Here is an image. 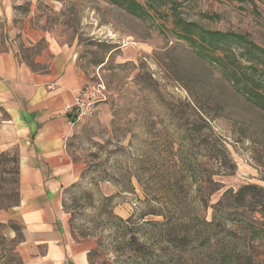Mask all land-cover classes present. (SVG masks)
<instances>
[{
  "label": "rangeland",
  "instance_id": "1",
  "mask_svg": "<svg viewBox=\"0 0 264 264\" xmlns=\"http://www.w3.org/2000/svg\"><path fill=\"white\" fill-rule=\"evenodd\" d=\"M10 10L105 62L62 191L89 264H264V0H0V39ZM18 163L0 139V264H30Z\"/></svg>",
  "mask_w": 264,
  "mask_h": 264
},
{
  "label": "crops",
  "instance_id": "2",
  "mask_svg": "<svg viewBox=\"0 0 264 264\" xmlns=\"http://www.w3.org/2000/svg\"><path fill=\"white\" fill-rule=\"evenodd\" d=\"M33 15L7 12L0 39V139L18 150L20 204L13 213L21 251L30 264H89L91 247L72 237L62 204L63 189L78 177L67 152L76 129L67 107L94 76L92 67L105 62L87 67L75 44L32 23Z\"/></svg>",
  "mask_w": 264,
  "mask_h": 264
},
{
  "label": "built area",
  "instance_id": "3",
  "mask_svg": "<svg viewBox=\"0 0 264 264\" xmlns=\"http://www.w3.org/2000/svg\"><path fill=\"white\" fill-rule=\"evenodd\" d=\"M105 87L101 80L83 88L74 98L71 105L67 107L72 114L74 123H78L86 117L95 106L105 99Z\"/></svg>",
  "mask_w": 264,
  "mask_h": 264
},
{
  "label": "trees",
  "instance_id": "4",
  "mask_svg": "<svg viewBox=\"0 0 264 264\" xmlns=\"http://www.w3.org/2000/svg\"><path fill=\"white\" fill-rule=\"evenodd\" d=\"M113 1H116V0H113ZM219 40L222 41V42L227 41V36H224V35L220 36ZM185 239H187V238H185ZM138 264H148V260H147V258H146V256L144 254H141L139 256Z\"/></svg>",
  "mask_w": 264,
  "mask_h": 264
}]
</instances>
